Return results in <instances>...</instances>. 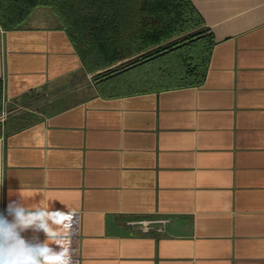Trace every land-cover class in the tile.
<instances>
[{
    "label": "crops",
    "instance_id": "0c3cea01",
    "mask_svg": "<svg viewBox=\"0 0 264 264\" xmlns=\"http://www.w3.org/2000/svg\"><path fill=\"white\" fill-rule=\"evenodd\" d=\"M190 2L205 81L158 93L108 95L43 8L0 28V214L70 213L72 264H264V0Z\"/></svg>",
    "mask_w": 264,
    "mask_h": 264
},
{
    "label": "trees",
    "instance_id": "16d2710c",
    "mask_svg": "<svg viewBox=\"0 0 264 264\" xmlns=\"http://www.w3.org/2000/svg\"><path fill=\"white\" fill-rule=\"evenodd\" d=\"M37 8L51 10L84 69L97 73L108 95L205 81L214 39L190 0H0V28H22ZM2 100L0 79V115Z\"/></svg>",
    "mask_w": 264,
    "mask_h": 264
},
{
    "label": "clouds",
    "instance_id": "9594fccd",
    "mask_svg": "<svg viewBox=\"0 0 264 264\" xmlns=\"http://www.w3.org/2000/svg\"><path fill=\"white\" fill-rule=\"evenodd\" d=\"M10 221L0 214V264H72L64 249L70 213L45 207H27L21 201L7 205ZM28 229L42 231L43 243H29L22 234ZM55 244L59 251L51 245Z\"/></svg>",
    "mask_w": 264,
    "mask_h": 264
},
{
    "label": "built area",
    "instance_id": "2783aa9c",
    "mask_svg": "<svg viewBox=\"0 0 264 264\" xmlns=\"http://www.w3.org/2000/svg\"><path fill=\"white\" fill-rule=\"evenodd\" d=\"M164 222V220L138 219L130 220L127 224L141 233H148L155 225H162Z\"/></svg>",
    "mask_w": 264,
    "mask_h": 264
},
{
    "label": "rangeland",
    "instance_id": "374dc122",
    "mask_svg": "<svg viewBox=\"0 0 264 264\" xmlns=\"http://www.w3.org/2000/svg\"><path fill=\"white\" fill-rule=\"evenodd\" d=\"M43 9L45 10L44 12H46V14L53 15L51 10H49L47 8H43ZM4 117L6 118L7 115H5ZM4 117H3V115H0V122H3V120L5 119Z\"/></svg>",
    "mask_w": 264,
    "mask_h": 264
}]
</instances>
